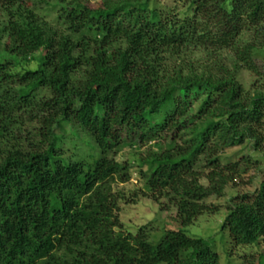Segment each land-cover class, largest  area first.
I'll return each mask as SVG.
<instances>
[{
    "label": "trees",
    "instance_id": "1",
    "mask_svg": "<svg viewBox=\"0 0 264 264\" xmlns=\"http://www.w3.org/2000/svg\"><path fill=\"white\" fill-rule=\"evenodd\" d=\"M156 1L56 0L54 27L32 0H0V264H219L206 240L181 230L157 243L121 230L110 181L128 182L129 168L114 156L158 143L141 175L182 228L223 195L237 173L223 151L264 144V93L247 95L233 70L213 74L190 56L231 51L264 80L253 58L264 0H193L184 18ZM192 92L204 99L188 119ZM222 230L234 248L260 243L264 181L231 200Z\"/></svg>",
    "mask_w": 264,
    "mask_h": 264
},
{
    "label": "rangeland",
    "instance_id": "2",
    "mask_svg": "<svg viewBox=\"0 0 264 264\" xmlns=\"http://www.w3.org/2000/svg\"><path fill=\"white\" fill-rule=\"evenodd\" d=\"M90 4H97L100 0H88ZM193 0H157L150 4L151 8L158 10L163 16H176L184 18L191 16L190 4ZM36 13L42 20L56 26L58 6L56 0H32ZM31 5V6H32ZM0 21L1 9H0ZM243 44L251 41V33H243ZM194 67L206 66L217 74L220 65L233 70L237 81L247 95L255 92L264 93V80L256 78L251 72L241 68L235 63L233 52L223 51L216 56H207L203 52H195L190 56ZM255 59L261 73L264 74V48L254 51ZM235 64L237 69L234 70ZM211 67V68H210ZM207 70V69H206ZM203 92H192L188 99L189 118L196 113L204 97ZM71 131V128H68ZM157 142H152L141 147H124L118 151L114 158L120 164L129 168V181L121 183L118 179L110 181L111 199L115 204L114 215L117 217L121 230L124 233L135 235L138 230H143L151 243H157L168 230H181L187 236L206 240L217 253L219 264H256L264 256V238L257 246L237 247L231 245L228 233L222 230L223 222L231 207V200L236 197L254 194L261 182L264 181V144L258 150L254 149L252 142L241 146L226 149L221 154L220 163L223 165L236 164L237 173L233 181L225 188L221 197L212 196L203 204L206 210L198 216L192 225L180 227L176 222L177 208L167 198L157 201L151 198L141 175L146 167H141L152 152H157ZM164 148L165 142L162 143ZM198 171L206 174L207 170L200 165ZM200 183L207 186V181ZM118 231V230H117Z\"/></svg>",
    "mask_w": 264,
    "mask_h": 264
}]
</instances>
